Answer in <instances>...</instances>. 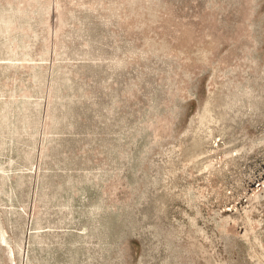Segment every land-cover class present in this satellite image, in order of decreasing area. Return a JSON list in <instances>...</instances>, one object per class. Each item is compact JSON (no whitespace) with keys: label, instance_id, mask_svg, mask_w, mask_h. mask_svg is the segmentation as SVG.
Listing matches in <instances>:
<instances>
[{"label":"rangeland","instance_id":"rangeland-1","mask_svg":"<svg viewBox=\"0 0 264 264\" xmlns=\"http://www.w3.org/2000/svg\"><path fill=\"white\" fill-rule=\"evenodd\" d=\"M0 264H264V0H0Z\"/></svg>","mask_w":264,"mask_h":264}]
</instances>
